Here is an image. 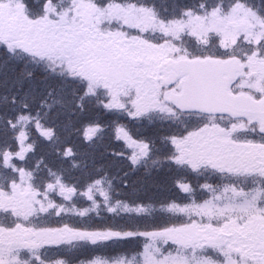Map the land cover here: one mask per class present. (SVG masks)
<instances>
[{
  "label": "snow or ice",
  "instance_id": "obj_1",
  "mask_svg": "<svg viewBox=\"0 0 264 264\" xmlns=\"http://www.w3.org/2000/svg\"><path fill=\"white\" fill-rule=\"evenodd\" d=\"M0 264H264V0H0Z\"/></svg>",
  "mask_w": 264,
  "mask_h": 264
}]
</instances>
